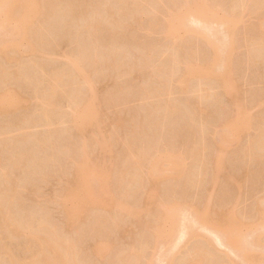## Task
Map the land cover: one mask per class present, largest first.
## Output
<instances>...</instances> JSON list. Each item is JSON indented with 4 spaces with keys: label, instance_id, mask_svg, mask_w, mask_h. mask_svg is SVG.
Wrapping results in <instances>:
<instances>
[{
    "label": "rangeland",
    "instance_id": "obj_1",
    "mask_svg": "<svg viewBox=\"0 0 264 264\" xmlns=\"http://www.w3.org/2000/svg\"><path fill=\"white\" fill-rule=\"evenodd\" d=\"M16 1L14 3V0H0V11H4L6 16L8 15L5 11L10 12L7 19L4 15L1 16L0 12V66L8 69L7 78L2 81L0 78V84L4 85H0V179L4 180H0V201L5 200V206L1 207L0 211L2 216V208L6 207L7 212L11 211L8 215L15 217L12 220L11 216L3 215L12 218L7 220L6 224L9 226L6 225V229L2 227V220L7 222L6 218L2 219L0 216V264H11L12 260L15 261L19 257H24L19 258V261L23 259L21 262H29L28 264H32L31 261L42 262V258L48 262L45 264H50L48 260L54 264L57 259L61 260L62 264L63 260L65 264H264V41H260L261 37V40H264V0H132L135 4L131 6L125 5L123 0H117L119 7L124 2L123 7H128L124 8L126 11L134 10L133 15H129L130 12L126 14L124 9L112 4L117 3L115 0H95L102 5L107 4V7L101 5L104 8L101 14L112 7L110 3L115 7H112L114 10L110 9L113 10L112 13L120 9L119 14L115 13L117 16L109 11L113 17L106 12V16L109 13V16L115 17L113 20L109 16L107 19L105 15L99 14L102 11L100 8L95 12L98 4L94 5V0H90L93 3H89V8H95L94 15L100 11L97 16L103 23L96 19L97 16L91 19L92 8L87 7L88 3L87 6L83 3V7L91 11V14L88 12L90 17L87 15L88 22L94 19L95 23L98 21L95 25L99 29H95L94 24H91L96 31L91 30L92 27L88 25L90 22L85 24L87 10L76 12V9L83 8L81 3L85 0H77L81 2L75 1L76 4L71 1L75 5H81L78 7L73 4L76 8L75 14L70 9L74 7L72 3L69 4L70 1L67 4L65 0H29L34 2L31 4L36 5V12L32 8L33 5L30 7L32 10H27L25 4L23 7L26 9L22 7V1L25 0H19L18 5ZM53 5L54 8H59L54 9ZM61 5L65 7L61 9ZM132 6L135 9L129 8ZM199 7H202L203 12L198 10ZM65 9L71 10L68 13L72 14L71 17L77 15L76 18L80 19H76L75 25L74 17L69 18L65 13L68 10L64 11ZM26 10L27 16L24 14ZM51 10L53 13L50 15L54 16L52 18L48 15ZM197 11L201 13L200 22L196 19L199 16L195 17L198 15ZM79 12L85 13V16H81ZM64 13L67 14L64 19L70 20L66 19L65 22L69 21L67 26L60 17L64 16ZM22 14L25 16L20 18V21L18 18ZM78 15L84 17V22ZM179 15L181 20H188L184 26L189 27L188 29L193 27L190 33H196V36H191L183 25L184 28L178 30V33L175 28H171L178 27L173 26V20L175 16L179 18ZM116 19H119V24L116 22L118 26H114ZM120 22L126 25L125 28H121L124 26ZM87 25L85 32L92 31L90 33L94 32L93 35L85 33L87 35L84 36ZM202 27L203 31L208 29L205 34L208 32L209 36H212V42L218 41L215 42L216 45L207 46L209 38L205 40L200 34L201 31H197L202 30ZM194 29L197 32L193 33ZM172 30H176V33ZM168 52L173 53L171 60H174L175 56L177 62L169 61ZM146 53H149L150 57H147L149 54ZM108 59L113 60L112 63L108 62ZM101 60L106 63L104 66L99 63ZM216 62L222 63V66L225 64L228 69L223 77L221 73L226 68L221 65L220 67ZM191 63L193 66L188 67ZM109 64L115 65L113 67ZM35 66L37 69L34 70ZM67 66L73 68L74 75L71 76L70 73V82V76L67 74L69 75L68 69L71 68ZM105 66L109 69L106 70ZM38 67L43 72L35 77L34 74L39 71ZM55 70H66L67 73H57ZM53 76L64 82H57L60 88L56 83H52L53 88L57 85V99L62 98L50 101L53 103L50 105L54 106V102H57L55 104L60 106L59 109L58 106L56 109L53 107L54 111L49 108L50 105H46L50 110L45 106L52 96L49 93L54 92L53 88L50 89L51 82L57 81L55 78L51 79ZM63 76L65 80H61L64 79ZM44 77H49L51 82L46 81ZM41 78L44 83L41 81L42 84H39ZM73 79L76 82H73ZM31 81L36 82L32 84ZM231 84V93H227L225 85ZM33 85L40 88H34ZM45 88L49 95L43 97ZM57 90L61 92L62 97L58 98L61 95ZM117 93H120V100L117 99ZM109 97L116 98L109 100ZM45 99L48 101L44 102ZM111 100L113 102H110ZM10 102L12 103L9 105ZM13 103L16 105H12ZM83 103L85 106L88 104V108L84 109ZM151 105H154V110L153 107L151 110L156 112L157 106L159 109L163 108L166 115L159 110L160 113L154 114L149 110ZM165 105H172L171 108L178 106V109L172 112L171 108L167 107L164 110ZM15 108L18 109L16 114ZM179 108H182L181 111ZM167 110L171 113H166ZM177 110L183 113L178 115ZM50 111L54 116L49 115V121V117L44 119V115ZM243 114L247 118L242 116ZM69 116H74L73 120L80 119V123L74 122ZM71 120L77 127L72 126ZM157 120L160 124L156 123ZM239 122L243 126H238ZM75 123H79V126ZM80 125L84 131L78 128ZM140 125L141 128H138ZM229 125L237 128H229ZM137 128L136 135L134 131ZM158 131L159 133H156ZM221 133L226 135L223 139L225 143L218 149L216 139L222 137ZM261 133L263 136H260ZM258 138L263 140L259 139L258 142ZM83 140H86L84 144ZM124 141H127L128 145L124 144ZM13 142L17 144L16 148ZM85 143H88L87 146ZM85 147L87 150H82ZM132 147L134 151L131 150ZM10 148H13V151H9ZM20 149L26 152L25 156ZM139 149L142 150V156L134 155V152L140 153ZM80 153L87 154H81V158ZM219 153L224 158L218 168L216 156ZM9 154L12 158H9ZM11 154L15 157L19 155L16 159L20 160V166L19 169L15 167L16 174L11 170L14 167L10 162L15 159ZM76 154L81 161L85 156L87 161H90L85 165L86 169L88 167L90 170L89 175L84 165L82 168H76L80 161L79 158H74ZM130 154L134 162H141L134 164ZM31 155L33 158L26 157ZM38 156H41V159ZM21 157H25L24 160L27 158V162ZM128 159H131L135 167L140 166L138 170L136 168V173L134 172V175L139 173L135 177L133 172L130 175L125 174L128 171L126 167H129L130 171L134 167L127 166ZM41 160L47 164L43 165V168L38 164ZM35 161L37 163H34ZM153 161H157L160 168L156 180L149 178V168ZM23 162L27 167L33 166L32 169L39 165L40 168L37 169L42 168L44 171L41 170L39 174L37 169H33V174L29 175L28 171H32L29 167H23ZM124 164L126 165L123 166ZM5 166L12 171L13 181H16L10 188V180L8 179L6 184L7 179L4 176L11 172L4 170ZM23 169L28 172L27 177ZM79 169L80 172L76 171ZM35 171L38 175L34 174ZM144 174H148V178ZM10 176L7 178H11ZM133 177V181L136 177L140 178L136 180L139 182L132 183L129 179ZM189 177L194 178L195 181L191 180L193 184L189 183ZM187 179L189 182H186ZM240 180L242 182L239 184ZM5 188H12L6 190L5 194L7 191L11 193L14 188V197L7 193V201L2 191ZM75 189L80 193L73 195ZM11 200L12 203L6 204ZM23 217H29L30 220ZM16 218L20 221L19 225L23 223L22 220L30 221L31 232L27 221L24 222L28 225L23 224L28 228L23 229L22 225L20 227L24 233L20 231ZM161 221V231L165 233L163 232L160 238L157 236L159 240L156 243L155 231L157 229L159 233L160 226L156 224ZM173 221L177 222L176 227ZM152 224L158 227L155 231ZM44 230L46 232L42 236ZM33 231L38 235L41 231L38 239L49 236L56 248L58 247L57 250L62 252L58 253L61 258L56 256L57 253H50V248L47 249L48 258L46 255L42 257L46 251L35 254L41 248H46L42 246L44 242L41 244L40 241H43V238L35 239ZM220 236L222 238H217ZM36 241L41 247H36ZM49 241L45 243L47 245L44 244L46 247L53 245V242ZM144 241H149L150 245ZM92 243L100 246L102 251L99 255L93 251ZM8 249L10 255L6 252ZM11 252L16 253L17 257H14L15 254L12 256ZM123 254L126 258H118Z\"/></svg>",
    "mask_w": 264,
    "mask_h": 264
},
{
    "label": "bare ground",
    "instance_id": "obj_2",
    "mask_svg": "<svg viewBox=\"0 0 264 264\" xmlns=\"http://www.w3.org/2000/svg\"><path fill=\"white\" fill-rule=\"evenodd\" d=\"M3 1H5V0H3ZM15 1H16V0H14V3H15ZM18 1H19V0L16 1V4H17V5H18V3H17ZM21 1H22V0H21ZM21 1H20L19 3H21ZM69 1H70V3H69ZM71 1H72V0H68V1L65 0V2H67V4H68V3H69V4L72 3V5H73V4L75 3V1H77V0H73L74 3L71 2ZM97 1H99V0H97ZM97 1L94 0V5H95V4H96V5L98 4V5L100 6V7H99L98 5L96 6V8H98V9L95 10V8L93 9V8L90 6V8H92L91 11H92V14H93V15H91V19H93V18H92L93 16H97L98 12H100V11H98L97 14L94 15V13H95L97 10H99V8L102 10V11L99 13V14H101V13H103V9H104L103 7H107V6H106L107 4H106V5L104 4L105 6L102 5V3H101L102 1H101V0H100V1H101L100 3H97ZM115 1H117V0H115ZM120 1H121V0H119V2H120ZM123 1L126 3L125 5H128V6H131L132 4H133V5L135 4V3H134L135 1H132V0H123ZM77 2L80 3L81 1H77ZM91 2L93 3V1H91ZM91 2H90V0H89V2H88L87 0H85V2L82 1L81 5H82V7L84 6V4H85V6H87L86 4L88 3V6H87V7L89 8V3H91ZM95 2H96V3H95ZM110 2H111V1H110ZM110 2H109V3H110ZM124 2L122 3V4H123L122 6L120 5L121 7H119V5H118V1H117V3H116V2H112V4H113V3H114V4H117V5H118L117 8H122V9H124V8L127 7V6H126V7H123V6H124ZM22 3H23L22 7H23L24 4H25V7L27 8V10L31 7V5H33L32 8H33L34 11H35L36 8H34V6L36 7V5H35V4H31V3H34L33 1L30 2L29 0H25L24 2L22 1ZM22 3H21V4H22ZM57 3H58V2H57ZM57 3L55 2V4H57ZM79 3H78V4H79ZM83 3H84V4H83ZM92 3H91L90 5H92ZM109 3H108V4H109ZM21 4H20V5H21ZM61 4H64V2H63V3L61 2ZM75 4H76V3H75ZM75 4H74V5H75ZM78 4H77V5H78ZM120 4H121V3H120ZM58 5H60V3H59ZM58 5H57V6H58ZM64 5H65V4H64ZM72 5H71V6H72ZM74 5H73V6H74ZM77 5H75V6H77ZM81 5H78V7H81ZM101 5H102L103 7H102ZM117 5H116V6H117ZM65 6H66V5H65ZM65 6L62 7V5H61L60 8L62 9V8H64ZM75 6L73 7L74 9H73L72 7L70 8L69 6H67V8L69 7L70 9H72V12L75 14V12H74V10L76 9ZM85 6H84V7H85ZM110 6L113 7V5H111V3H110ZM110 6H109V7H110ZM190 6H191V5H189V7H190ZM192 6H193V5H192ZM195 6H196V5H194V7H195ZM84 7H83L82 9H81V8H80V9H76L77 11H76V10H75V11L78 12V10H81V11L85 12L84 10H87V12H86V13H87L86 16H85V13H84V14L82 13V14L85 16V18H87V17L89 16V13H90L91 11L89 10L90 8L87 9V7H86V9H85ZM93 7H94V6H93ZM112 7L109 8V10H107V9H108V8H107L106 11H104L105 13H104V14H101V15L104 16V15L106 14V12H109V11H110V9H113V8L115 9V7H113V8H112ZM135 7H136V6H135ZM197 7H198V6H197ZM23 8H24V7H23ZM26 8H24V9H26ZM32 8H30V9L32 10ZM53 8H54V5H53ZM55 8L57 9V8H59V7H55ZM55 8H54V9H55ZM102 8H103V9H102ZM129 8H130V9L132 8L131 10L135 9V8H133V6H132V7H129ZM190 8H191V7H190ZM30 9H29V10H30ZM37 9H38V8H37ZM49 9H51V7H50ZM61 9H60V10H61ZM70 9H67L68 12H65V13H67V14L70 13V11H71ZM114 9H113V10H114ZM126 9H128V7H127ZM130 9H129V10H130ZM186 9H187V8H186ZM27 10H26L25 12L23 11L24 14H26V16H27ZM67 10L65 9L64 11H67ZM94 10H95V12H94ZM113 10H112V11H113ZM124 10H125V9H124ZM198 10H199V11H202V7H199ZM36 11H38V10H36ZM36 11H35V12H36ZM58 11H59V10H58ZM58 11H55V12H58ZM61 11H62V10H61ZM64 11H63V12H64ZM112 11H110V12L112 13ZM122 11H123V10H122ZM125 11H126V10H125ZM125 11H124V12H125ZM133 11H134V10H133ZM133 11H126L125 13L127 14L128 12H130L129 15H131ZM199 11H197V13H196V14H198V15H195V17H198V16H199V18H196L198 21H199V19H202V18L200 17V16H201V13L199 14ZM0 12H1V11H0ZM3 12H4V11H3ZM3 12H1V14H2L1 16L4 15L5 18H6V17H9L10 12L8 13V11H7V12L5 11V13H7L8 16H6V14H3ZM29 12H30V11H29ZM31 12H33V11H31ZM51 12L53 13L52 10H51L50 12L48 11V15H50ZM63 12H61V13H63ZM88 12H89V13H88ZM110 12H109V13H110ZM119 12H120V9H119V11H117V12L114 11L113 13H114V14H115V13H118V14H119ZM202 12H203V11H202ZM33 13H34V12H33ZM65 13H64V16H62V15L60 16L61 19H64V17L67 16V14L65 15ZM79 13L81 14V12H79ZM109 13H108L107 16L105 15L104 17H107V19H108ZM111 13H110V14H111ZM113 13H112V14H113ZM133 13H134V12H133ZM76 14H77V13H76ZM80 14H79V15H80ZM82 14H81V16H82ZM90 14H91V13H90ZM99 14H98V15H99ZM112 14H111V16H112ZM114 14H113V15H114ZM120 14H121V13H120ZM122 14H124V13H122ZM126 14H125L124 16H126ZM52 15H53V14L50 15L51 18L54 17V16H52ZM68 15H69V18H71V19H73V17H74L75 20H73V21H74L73 23H74V25H75L76 22H77L76 19H78V18H76L77 15H73V17H71L72 14H68ZM70 15H71V16H70ZM79 15H78V16H79ZM87 15H88V16H87ZM115 15H116V14H115ZM115 15H114V16H115ZM129 15H127V16H129ZM132 15H133V14H132ZM1 16H0V18H1ZM24 16H25V15L22 14L21 17L18 18V20H19L20 18H22V17L24 18ZM29 16H30V13H29L28 17H29ZM55 16H56V15H55ZM111 16H109V18H111V20H113L115 17L112 18L113 16H112V17H111ZM116 16H117V15H116ZM62 17H63V18H62ZM89 17H90V16H89ZM2 18H3V17H2ZM79 18H81V17L79 16ZM83 18H84V17H82L81 20H83V22H84L85 19H83ZM94 18H95V17H94ZM98 18H99V17L97 16L96 19L98 20ZM116 18H117V17H116ZM118 18H119V17H118ZM180 18H181V17H180V15H179V18L176 17V16L174 17V20H173L174 22L171 20V21L174 23L173 26H175V25L177 26V25H178L177 28L180 27V29H177L176 27H172V26H171L172 29L175 28V29L177 30V33H178V30H179V31L181 30V28H184V27H185V28H184L185 30H187V29L189 28V27L186 28V26H184V23H186L188 20H186V19L181 20ZM6 19H7V18H6ZM25 19H26V17H25ZM25 19H24V20H25ZM66 19H68V18H66ZM66 19H64V22L66 21ZM88 19H89V18H87V20H85V21H86L85 24L88 22ZM100 19H101V18H100ZM119 19H120V18H119ZM119 19H118V20H119ZM121 19H122V18H121ZM68 20H69V19H68ZM78 20H80V19H78ZM94 20H95V19H94ZM94 20H92L94 23H91L92 21L90 20V21H89L90 23L88 22V23H89L88 25H90V28L92 27L91 30L93 29V31H96L95 29H99V27H96L97 25H95V24H97V22L100 21V20H98L96 23H95L96 20H95V21H94ZM118 20L116 19V21L114 22V26L117 25V23L119 22ZM194 20H195V19H194ZM0 21H2V19H0ZM20 21H21V19H20ZM22 21H23V20H22ZM69 21H70V20H69ZM69 21H67V22L69 23ZM202 21H203V20H202ZM227 21H228V20H227ZM67 22H65L64 25L67 26V25H68ZM71 22H72V21H71ZM100 22L102 23V21H100ZM116 22H117V23H116ZM122 22H124V21L122 20ZM199 22H200V21H199ZM115 23H116V24H115ZM120 23H121V22H120ZM225 23H226V22H225ZM91 24H94V28H95V29L93 28V25H91ZM98 24H99V23H98ZM102 24H103V23H102ZM118 24H119V23H118ZM169 24H170V23H169ZM171 24H172V23H171ZM69 25H72V24H69ZM88 25H87V27H85V29H84V36H86L88 33L92 32V31H89L88 33L85 32V31H86V28H88ZM121 25L124 26V27H121V28H125V26H126V25H124V23H123V24L121 23ZM121 25H119V26H121ZM182 25H183L184 27H183ZM187 25L190 26V24H187ZM100 26H103V25H100ZM117 26H118V25H117ZM70 27H72V26H70ZM104 27H105V26H104ZM191 27H192V26H191ZM191 27H190V28H191ZM90 28H89V30H90ZM105 28H106V27H105ZM118 28H120V27H118ZM192 28H193V27H192ZM192 28H191V29H188L189 31L187 30V32H189V33H190V31L192 32V30H193ZM206 29H207V28H205V30L203 31V27H202V30H197V31H199V32L201 31L200 34H201V36H202L203 38L205 37V38H204L205 40H207V39L209 38V39H208V40H209V43H208L209 45H207V46H210V45L214 46V44L216 45L215 42H218V41H213V42H212V41L210 40V37H211V39H213L212 36H209L208 32H206V34H205ZM44 30H45V29H44ZM48 30H49V29H48ZM100 30H101V28H100ZM176 30H172L173 33H174ZM182 30H183V29H182ZM207 30H208V29H207ZM170 31H171V30H170ZM197 31L194 29L193 33H194V32H197ZM202 31H203V32H202ZM210 31H211V30H210ZM79 32H80V31H79ZM98 32H99V30H98ZM199 32H198L197 34H199ZM41 33H42V32H41ZM43 33H44V31H43ZM45 33H46V32H45ZM81 33L83 34L82 31H81ZM85 33H87V34L85 35ZM93 33H94V32H93ZM93 33H92V34L90 33V34L93 35ZM175 33H176V32H175ZM210 33H211V32H210ZM212 33L214 34V32H212ZM36 34H37V33H36ZM90 34H89V35H90ZM190 34H192V33H190ZM200 34H199V35H200ZM207 34H208L209 37L206 36ZM43 35H44V34H43ZM77 35H80V34H77ZM96 35H97V32H96ZM193 35L196 36V33L192 34L191 36H193ZM210 35H211V34H210ZM90 37H91V36H90ZM87 38H88V36H87ZM87 38L85 37V40L88 41ZM92 38H93V37H91V39H92ZM203 38H202V39H203ZM206 38H207V39H206ZM222 38H223V37H222ZM222 38H220V40H222ZM261 39H262V37L260 38V41H264V40H261ZM93 40H95V34H94V38H93ZM205 40H204V41H205ZM119 41H120V40H119ZM204 41H203V42H204ZM205 42H207V41H205ZM205 42H204V43H205ZM119 43H120V42H119ZM263 43H264V42H263ZM261 44H262V42H261ZM212 46H211V47H212ZM176 52H177V51H175V54H177ZM168 53H169V52H168ZM146 54H147V53H146ZM148 54H149V53H148ZM148 54H147V55H148ZM164 54H165V52H164ZM164 54H163V55H164ZM169 54H170V53H169ZM169 54H167L166 56H168ZM172 54H173V53H172ZM172 54L169 55L170 57L168 56V57H169L168 59H170L169 61H173V62L176 61V62H177V60H176L177 58L175 59V56H174V55H173V56H174V60H175V61H174V60H171V58L173 59V57H171ZM79 55H80V54H79ZM82 55L84 56V58H86V56H85L84 54H81V56H82ZM178 55H179V54H178ZM143 56H145V55H143ZM143 56H142V57H143ZM176 56H177V55H176ZM112 57H113V56H112ZM147 57H150V54H149ZM163 57H165V55H164ZM79 58H80V57H79ZM88 58H89V57H88ZM113 59H115V58L113 57ZM143 59H145V58L143 57ZM162 59H163V58H161L160 60H162ZM168 59H167V60H168ZM80 60H82V59H80ZM88 60H89V59H88ZM88 60H87V61H88ZM104 60L106 61V59H104ZM104 60H103V61H104ZM85 61H86V60H85ZM90 61H91V60H89V62H90ZM99 61H100V60H99ZM105 61H104V63H102V60H101V62H99V63L103 65V64H106ZM107 61L112 63L113 60L110 61V60L108 59ZM142 61L144 62V60H142ZM145 61H147V59H145ZM162 61H163V60H162ZM162 61H161V62H162ZM169 61H168V62H169ZM76 62H77V60H76ZM83 62H84V61H83ZM108 62H107V63H108ZM114 62H115V61H114ZM147 62H148V61H147ZM161 62H159V64H160ZM168 62H166V63H168ZM35 63H36V62H35ZM84 63H85V62H84ZM90 63H91V62H90ZM111 63H110V64H111ZM116 63H117V60H116ZM148 63H149V62H148ZM164 63H165V62H164ZM164 63H163V66H164ZM2 64H3V63H2ZM33 64H34V63H33ZM97 64H98V61H97ZM100 64H99V65H100ZM110 64H109V66H113V65H115V64H112V65H110ZM143 64H146V63H143ZM216 64L219 65V66H220V65L222 66V63H218V62H216ZM34 65H35V64H34ZM34 65H33V66H34ZM36 65H38V64L36 63ZM74 65H75V64H74ZM87 65H88V63H87ZM90 65H93V64H90ZM99 65H98V66H99ZM107 65H108V64H107ZM117 65H118V63H117ZM169 65H170V63H169ZM172 65H174V63H172ZM5 66H6V65H5ZM30 66H31V65H30ZM30 66H29V68H30ZM103 66H104V65H103ZM161 66H162V65H161ZM189 66H193L192 63H191V65L188 64V67H189ZM221 66H220V67H221ZM3 67H4L3 65L0 66V78H2L1 81L6 77V75H7V71H8V69L5 70V68H3ZM6 67H8V66H6ZM35 67H36V68H35ZM35 67H34V70L37 69V66H35ZM39 67H41V66L39 65ZM39 67H38V70L40 69ZM67 67H68V66H67ZM100 67H101V65H100ZM107 67H108V66H105L104 68H105L106 70H108L109 68H107ZM113 67H114V66H113ZM115 67L118 68L117 66H115ZM141 67H143V66H141ZM169 67H170V66H169ZM171 67H173V66H171ZM222 67L226 68V65L223 64ZM20 68H21V67H20ZM25 68H26V66H25ZM68 68H71V66L68 67ZM190 68H191V67H190ZM27 69H28V68H27ZM27 69H26V70H27ZM65 69H66V68H65ZM72 69H73V68L68 69V70H69V71H68V72H69V75L67 74L68 77L70 76V73H71V76L74 75V74H72V73H73ZM101 69L103 70V67H101ZM112 69H114V68H112ZM139 69H140V67H139ZM192 69L195 70V68H193V67H192ZM23 70H24V67H23ZM34 70H33V71H34ZM41 70H42V69H41ZM60 70H62V69H60ZM70 70H71L72 72H70ZM227 70H228V69L226 68V70L223 71V73H221V77H223L224 73H227ZM24 71H25V70H24ZM64 71L67 73L66 70H64ZM191 71H192V70H191ZM200 71H202V67H201V70H200ZM30 72H31V71H30ZM37 72H39V73H37ZM37 72H36L37 74H36V73H35V74L33 73L34 76L36 75L35 77L39 76L40 72H43V70H42V71L39 70V71H37ZM44 72H45V71H44ZM55 72H57V73H65V72H63V71H59V70H58V71L55 70ZM19 73H20V70H19ZM23 73H24V72H23ZM25 73H27V72L25 71ZM25 73H24V74H25ZM28 73H29V72H28ZM52 73H53V72H52ZM66 73H65V74H66ZM74 73H75V72H74ZM8 74H11V73L8 72ZM20 74H22V73H20ZM45 74H46V73H45ZM29 75H30V74H28V77H30ZM48 75H49V74H48ZM48 75H46V76H48ZM54 75H55V74H54ZM60 75H61V74H60ZM63 75H64V74H63ZM7 76H8V75H7ZM26 76H27V75H26ZM34 76H32V77L35 79ZM41 76H43L42 73H41ZM55 76H56V75H55ZM55 76H53L51 79L55 78ZM61 76H62V75H61ZM65 76H66V75H65ZM71 76L69 77L70 80H69L68 82L71 81V79H72ZM76 76H77V75H76ZM28 77H27V78H28ZM49 77H50V76H49ZM49 77H48V79H49ZM68 77H66V79H69ZM6 78H7V77H6ZM8 78H10V77H8ZM38 78H39V77H38ZM56 78H57V76H56ZM56 78H55V79H56ZM61 78H62V77H61ZM63 78H64V79H61V80H65V77H64V76H63ZM74 78H75V77H74ZM77 78H78V76H77ZM20 79H21V78H20ZM34 79H33V81H34ZM41 79H42V78H41ZM41 79H40L39 84L41 83V81H43V83H44V80H43V79L41 80ZM44 79H46V78L44 77ZM48 79H46V81H49ZM59 79H60V78H59ZM59 79H58V80L56 79V80H57L56 82H51V80H50L49 82H51V85H52V83H56V84H57V82H58V84L64 83V82H60ZM21 80H22V79H21ZM24 80H26V79H24ZM29 80H31V79H29ZM35 80H36V79H35ZM73 80H74V79H73ZM36 81H37V80H36ZM36 81H35V82H36ZM46 81H45V82H46ZM52 81H53V80H52ZM54 81H55V80H54ZM35 82H32V81H31L32 84H34ZM59 82H60V83H59ZM73 82H76V81L74 80ZM73 82H72V84H73ZM47 83H48V82H47ZM4 84H5V83H4ZM41 84H42V83H41ZM49 84H50V83H49ZM58 84H57V85H58ZM68 84H69V83H68ZM68 84H66V85H68ZM70 84H71V83H70ZM74 84H75V83H74ZM0 85H1V84H0ZM36 85H37V83H36ZM51 85H50V87H51L50 89H51V90L54 89V90H53L54 92L51 91V90H49V92H53V93H52V94L49 93L50 95H52L51 97H49L50 99L47 98L49 101L46 100V99L44 100V102H45V101H46V102H47V101L49 102V103L47 102V104L45 103V106H46V105L48 106V105H50V104H53L52 102L50 103V101H52V100H54V101H58V100H61V99H62V98H61V99H57V96L59 95V94L57 95V92H56V86H57V85H55L54 88H53L54 85H52V86H51ZM2 86H4V85H1V87H2ZM41 86L43 87L44 85H41ZM59 86H60V85H58L57 87H59ZM61 86H62V85H61ZM64 86H65V85H64ZM64 86H63V88H64ZM72 86H73V85H72ZM33 87L36 88V87H38V86L35 87V85H33ZM44 87H46V83H45V86H44ZM66 87H68V86H66ZM69 87H70V85H69ZM74 87H75V86H74ZM225 87H226V90L228 91L227 93H231L232 84H231L230 86L225 85ZM38 88H40V87H38ZM48 88H49V87H48ZM52 88H53V89H52ZM59 88H60V87H59ZM63 88H62V89H63ZM45 89H46V88H45ZM159 89H162V88H159ZM159 89H158V90H159ZM59 90H60V89H59ZM59 90H57V91H59ZM63 90H64V89H63ZM69 90H70V88H69ZM43 91L45 92V91H47V89H46V90H43ZM65 91H66V89H65ZM44 92H43V93H44ZM59 92H60V91H59ZM59 92H58V93H59ZM67 92H68V90H67ZM70 93H71V92H70ZM147 93H148V92H147ZM147 93H146V94H147ZM44 94H45V96H44ZM44 94H43V97H46L47 95H49V94H47L46 92H45ZM46 94H47V95H46ZM73 94H74V93H73ZM119 94H120V93H117V96H118V97L116 96L118 100H120V99H119V98H120ZM60 95H61V96H59L58 98L62 97L61 92H60ZM115 95H116V94H115ZM115 95H114V96H115ZM71 96H73V95H71ZM116 97H115V98H116ZM111 98H112V97H111ZM111 98L109 97V100H110ZM115 98H114V99H115ZM13 99H14V98H13ZM56 99H57V100H56ZM73 99H74V97H73ZM75 99H76V98H75ZM77 99H78V98H77ZM112 99H113V98H112ZM114 99H113V100H114ZM11 100H12V99H11ZM70 100H71V98H70ZM78 100H79V99H78ZM78 100H77V102H78ZM87 100H88V99H87ZM13 101H14V100H13ZM54 101H53V102H54ZM71 101H72V100H71ZM85 101H86V100H85ZM166 101H167V100H166ZM59 102H60V101H59ZM59 102H58V103H59ZM73 102H74V101H73ZM75 102H76V101H75ZM81 102H82V101H81ZM86 102H88V101H86ZM86 102H85V103H86ZM110 102H113V101L111 100ZM11 103H12V102H10L9 105H10ZM55 103H57V102H54V106H53V105H50L51 107H49L50 109H52V111H54V110L56 109V107L58 106V104L56 105ZM85 103H83L84 106H85ZM167 103L170 104L169 102H167ZM14 104L16 105V103H13L12 105H14ZM90 104H91V102H90ZM165 104H166V103H165ZM168 104H167V105H168ZM55 105H56V106H55ZM154 105H158V106H160L159 104H154ZM154 105H151V106H150V109H149V108H148V109H149L150 111H153V110H154V107H153ZM163 105H164V104H163ZM172 105H173V104H172ZM172 105H171V106H170V105H169V106H166V105H165L164 110H166L167 107H170V108H171ZM174 105H175V104H174ZM47 106H46V107H47ZM176 106H177V105H176ZM53 107L55 108L54 110H53ZM59 107H60V106H58L57 108L59 109ZM78 107H79V106H78ZM81 107H82V106H81ZM81 107H80V108H81ZM86 107L88 108V104L85 106V108H84V107H83V108L86 109ZM152 107H153V110H151ZM177 107H178V106H177ZM177 107H176V108H177ZM16 108H17V107H16ZM16 108H15V110H16L17 112L15 111L14 114L18 113V109H16ZM18 108H19V106H18ZM47 108H48V107H47ZM49 108H48V110H50ZM80 108H79V109H80ZM161 108H162V107H161ZM176 108H171L172 112H173ZM20 109H21V108H20ZM81 109H82V108H81ZM81 109H80V110H81ZM162 109H163V108H162ZM162 109H159V108H157V106H155V111L157 110L156 112H158V113H160L161 111H162V113H163V110H162ZM177 109H178V108H177ZM181 109H182V108H179L180 111H181ZM2 110H3V108H2ZM158 110H159L160 112H159ZM168 110H169V109H168ZM168 110H167L166 113H169ZM4 111H5V110H4ZM13 111H14V109H13ZM44 111H45V108H44V110H43V113H44ZM60 111H61V110H60ZM81 111H83V109H82ZM177 111H178V110H177ZM200 111H201V113H202L203 109H201ZM200 111H199V114H200ZM205 111H206V109L204 110V113H206ZM0 112H1V111H0ZM79 112H80V111H78V113H79ZM156 112L153 111L154 114H155ZM2 113H3V112H2ZM5 113H6V111H5ZM10 113H11V112H10ZM45 113H46V112H45ZM59 113H60V112H59ZM59 113H58V117H59ZM78 113H77V114H78ZM149 113H151V112H149ZM149 113H148V114H149ZM162 113H161V114H162ZM164 113H165V111H164ZM164 113H163V115H166V114H164ZM170 113H171V112H170ZM170 113H169V114H170ZM179 113L182 114L183 112H179V111H178V115H180ZM243 113H244V112H243ZM46 114H48V113H46ZM46 114H45V115L43 114L44 116H46L44 119H47V117H49V121H50V116H51V117H52V115L54 116V113H52L51 111L49 112L48 115H46ZM75 114H76V112L74 113V115H75ZM49 115H50V116H49ZM56 115H57V113H56ZM72 115H73V114H72ZM150 115H151V114H150ZM171 115H172V114H171ZM174 115H175V114H174ZM201 115H202V114H201ZM244 115H245V114H243L242 116H244ZM168 116H169V115H168ZM172 116H173V115H172ZM172 116H171V117H172ZM175 116H177V115H175ZM66 117H67V116H66ZM66 117H65V119H66ZM69 117L71 118V116H69ZM73 117H74V116H73ZM73 117L71 118L72 120H73ZM164 117H165V116H164ZM169 117H170V116H169ZM244 117H246V115H245ZM74 118H75V117H74ZM76 118H78V117L76 116ZM165 118H168V117H165ZM246 118H247V117H246ZM246 118H245V119L243 118V119L246 120ZM51 120H52V119H51ZM53 120H54V119H53ZM69 120H70V119H69ZM72 120H71V122H73V121L75 122V121H76V122H79V123H80V121H79L80 119H79L78 121H77V120H73V121H72ZM47 122H48V120H47ZM74 122L71 123V124H73L72 126H75V125H74ZM83 122H84V121H83ZM83 122H82V123H83ZM85 122H86V121H85ZM85 122H84V123H85ZM241 122H242V121H241ZM52 123H53V122H52ZM54 123H55V122H54ZM79 123H78V124H79ZM156 123H158V120L156 121ZM244 123H245V122H244ZM75 124H77V123H75ZM78 124H77V125H78ZM140 124H141V123H140ZM158 124H160V122H159ZM158 124H154V126H156V125H158ZM141 125H142V124H141ZM141 125H140L138 128H141ZM161 125H162V124H161ZM161 125H160V126H161ZM78 126H79V125H78ZM238 126H243V124L239 122V123H238ZM75 127H77V126H75ZM78 128H82L81 125H80V127H78ZM138 128H137V130H135V131L132 130V131H134V133H136V135H137V132H138ZM229 128H232V127L229 125ZM234 128L236 129L237 127H234ZM234 128H232V129H234ZM72 129H74V128L72 127ZM75 129H76V128H75ZM82 129H83V131H84V128H82ZM134 129H135V128H134ZM143 129H144V128H143ZM157 129H161V128H157ZM70 130H71V129H70ZM70 130L68 131L69 134H70ZM71 132H72V134L75 135V132L73 133V130H72ZM76 132H78V130H77ZM140 132H141V131L139 130V133H140ZM142 132H143V130H142ZM79 133H80V132H79ZM132 133H133V132H132ZM132 133H131V135H132ZM134 133H133V134H134ZM156 133H159V131L156 132ZM216 133H217V132H216ZM216 133H215V135H216ZM218 133H220V132H218ZM81 134H82V133H81ZM145 134H146V132H144V135H145ZM222 134H223V135H222ZM77 135H78V134H77ZM141 135H142V134H141ZM220 135L222 136V137L220 138V136L218 135L220 139L216 137V138H217L216 140H217V144H218V145H217V144H215V145H217V146L219 147L218 149L222 148V147L224 146L223 143H225V142L223 141V139H224V137H225L226 135H225L224 133H221ZM224 135H225V136H224ZM49 136H50V135H49ZM71 136H72V135H71ZM132 136H133V135H132ZM132 136H130V137H132ZM134 136H135V134H134ZM134 136H133V137H134ZM260 136H263L262 133H261ZM260 136H258V137H260ZM33 137H34V136H33ZM35 137H36V135H35ZM37 137H38V135H37ZM39 137H40V136H39ZM39 137H38V138H39ZM41 138H43V137H41ZM41 138H40V139H41ZM262 138H263V137H262ZM21 139H23V138H21ZM26 139H27V138H26ZM34 139H35V138H34ZM40 139H39V140H40ZM122 139H125V138H122ZM128 139L130 140L131 138L128 137ZM128 139H127V140H128ZM133 139H134V138H132V140H133ZM218 139H219V140H218ZM225 139H227V137H226ZM259 139H260L261 141L263 140V139H261V138H258V139H257L258 142H259ZM41 140H42V139H41ZM43 140H44V138H43ZM216 140H215V141H216ZM18 141H19V139H18ZM33 141H34V140H33ZM85 141H86V140H85ZM85 141L83 140V143H82V142H81V143L84 144ZM126 142H127V141H126ZM126 142L124 141L123 143L125 144ZM34 143H35V141H34ZM58 143H59V142H58ZM58 143H57V144H58ZM130 143H132V142H130ZM6 144H7V143H6ZM8 144H9V143H8ZM13 144H15V142H13ZM66 144H67V143H66ZM66 144H65V145H66ZM87 144H88V143H85L86 146H87ZM4 145H5V144H4ZM11 145H12V143H11ZM15 145H16V146H15V148H16V147H17V144H15ZM65 145H64V146H65ZM79 145H80V143H79ZM126 145H128V144L126 143ZM130 145H131V144H130ZM8 146H9V145H8ZM8 146H7V147H8ZM13 146H14V145H13ZM53 146H54V145H53ZM64 146H63V147H64ZM80 146H81V145H80ZM217 146H216V147H217ZM5 147H6V146H5ZM57 147H58V146H57ZM57 147H56V148H57ZM65 147H66V146H65ZM195 147H197V146H195ZM195 147H194V149H196ZM3 148H4V147H3ZM18 148H19V147H18ZM18 148H17V149H18ZM56 148H55V149H56ZM12 149H13V148H12ZM12 149L10 148L9 151H11ZM80 149H81V148H80ZM141 149H142V148H141ZM253 149H255V148L253 147ZM253 149H252V151H253ZM7 150H8V149H7ZM7 150H5V152H6ZM14 150H16V149H14ZM66 150L68 151L67 147H66ZM77 150H78V148H77ZM82 150H87V148H86V147H85V148H82ZM131 150L134 151V150H133V147H132ZM135 150H136V149H135ZM139 150H140V149H139ZM146 150H147V149H146ZM12 151H13V150H12ZM16 151H17V150H16ZM20 151H21V153L24 152V151H22L21 149H20ZM20 151H18V152L20 153ZM78 151H81V150H78ZM137 151H138V150H137ZM141 151H142V150L139 151L140 153H138V152H137V153H135V152L133 153V152H132V153H133L134 155H137V154H140V155H141V154H142ZM3 152H4V151H3ZM83 152H85V151H83ZM146 152H147V151H146ZM253 152H254V151H253ZM12 153H13V152H12ZM21 153H20V155H21ZM87 153H88V152H87ZM87 153H80V156H81V154H87ZM130 153H131V151H130ZM132 153H131V154H132ZM5 154H8V153H5ZM14 154H15V152H14ZM25 154H26V152H24L22 155L25 156ZM78 154H79V152H78ZM131 154H130V156H131ZM133 154H132V155H133ZM143 154H145V150H143ZM147 154H148V153H147ZM134 155H133V157H134ZM4 156H5V155H4ZM8 156H9V158H12V157H10V154H9ZM11 156H13V155L11 154ZM17 156L19 157V155H17ZM17 156H16V157L13 156V157H15L14 160H11V159H10V160H11L10 163H11V165L14 167V169H15V167H16V168L18 167V169H19V166H20V165H19V163H20L19 161H20V160H19V159H16ZM31 156H32V155H31ZM31 156H26V157H29L28 159L33 158V156H32V157H31ZM127 156H128V155H127ZM130 156H129V158H130ZM137 156H138V155H137ZM141 156H142V155H141ZM6 157H7V156H6ZM76 157H77V154L74 156V158H76ZM133 157L131 156V159H132ZM143 157H144V156H143ZM9 158H7V159H9ZM21 158H22V157H21ZM21 158H20V159H21ZM38 158L41 159V156H38ZM77 158H79V160H80V159L82 158V156H81V158H80L79 156H78ZM88 158H89V157H88ZM223 158H224V157L222 156V154H220V153H219V155L217 154V156H216V165H217V166H216V167L219 168L220 163H221V161L223 160ZM22 159H23V158H22ZM24 159H25V157H24ZM24 159H23V160H24ZM131 159H128V160H127V162H129V164L127 163V166H128V165H131V167H133V166H134L133 163L137 165L138 163L141 162L140 160H137V161H140V162L137 163L136 160H135V162H134V158H133L132 160H131ZM142 159H143V158H142ZM10 160H9V161H10ZM23 160H21V161H23ZM26 160H27V158H26ZM26 160H24V161L27 162ZM32 160H33V159H32ZM42 160H43V159H42ZM42 160H41V161H42ZM79 160H78V161H79ZM130 160L133 161V163H132ZM153 160H154V159H153ZM5 161H6V164H5V165H7V164H8V163H7V160H5ZM33 161H34V160H33ZM37 161H38V160H37ZM37 161H35L34 163H37ZM75 161H76V160H75ZM88 161H89V160H88ZM88 161H87V157L85 156V157L82 159V161H81V160L79 161L78 166H77V164H76L77 167H76V166H74V167H76V168L78 169V167L80 166V167L82 168V165H84V166H85V165H88L87 163L90 162V161H89V162H88ZM25 162H23V165H22L23 167H24V166L27 167L26 165H24ZM125 162H126V160H125ZM125 162H124V163H125ZM39 163H40V164H39ZM44 163H45V162H43V161H42V162H38V164L41 165L42 168H43V165H45V166L47 165L46 163H45V164H44ZM28 164H29V160H28ZM30 164H31V162H30ZM31 165H32V164H31ZM34 165H37V164H34ZM39 165H38V167H39ZM74 165H75V162H74ZM125 165H126V164H124L123 166H125ZM157 165H158V164H157V161H153V162L151 163L150 168H149V169H150V170H149V178L151 177V178H154L155 180L158 178V177H156V175L159 174L158 172H160V170H159L160 168H159ZM12 166H11V168H12ZM28 167H29V165H28ZM28 167H27V168H28ZM30 167H31V166H30ZM30 167H29V169H31V171H32L33 169L36 170V169L38 168L37 166L34 167L33 169H32L33 166H32L31 168H30ZM74 167H73V171H75V170H74V169H75ZM131 167H130V168H131ZM4 168H5L4 170H6V171L9 169V167L7 168V166H5ZM39 168H40V167H39ZM42 168H41V169H37V171L39 172V174H40V172L44 171V170H42ZM45 168H46V167H45ZM124 168H125V167H124ZM126 168H128L127 170L130 171V170H129V167H126ZM134 168H135V169H134ZM136 168H137V170H138V168H140V166H139V167H137V166L135 167V166H134V167L132 168V171H130V173H128V171H126V169H125V171L127 172V173H125V174H126V175H130V174L133 172L132 175H134V172L136 173ZM157 168H158V169H157ZM14 169L12 168L11 170L14 172V171H16V169H15V170H14ZM25 169H26V168H25ZM25 169H23V170L26 172V176H25V172H24V176H25V177L28 176V175H27L28 172H29V175H30L31 173L33 174V172H34V171L30 172V170L27 172ZM84 169H85L86 171L88 170L87 173H88V175H89L90 170L88 169V167H87V169H86V166H85ZM84 169H83V170H84ZM27 170H28V169H27ZM39 170H40V171H39ZM41 170H42V171H41ZM6 171H5V173H6ZM8 171H10V170H8ZM8 171H7V172H8ZM12 171H10L11 174L8 172V173L6 174V176H4L5 173H4V175H3L4 178L7 179V180L5 181L6 184H7V181L10 180V182H9V183H10V184H9L10 186L8 185L9 188L11 187V185L13 184V182H14V183L16 182V181H13L14 179H13V175H12L13 173H12ZM73 171H72V172H73ZM76 171H79V172H80V169H79V170H76ZM19 172H20V170H19ZM35 172H36V171H35ZM38 172H36V173H34V174H37ZM72 172H71V173H72ZM138 172H139V171H138ZM91 173H92V172H91ZM157 173H158V174H157ZM8 174H9V175H8ZM14 174H16V173L14 172ZM72 174H74V173H72ZM138 174H139V173L135 174L134 177H135L136 175H138ZM1 175H2V174H1ZM10 175H11V176H10ZM37 175H38V174H37ZM140 175H141V174H140ZM144 175H145L146 178H148V176H147L148 174H144ZM7 176H10L11 178H9V177L7 178ZM141 176H143V174H142ZM141 176H140V177H141ZM131 177H132V176H131ZM134 177L129 179L130 181H132V183H134V182L138 179V177H136V180L133 181ZM155 177H156V178H155ZM124 178H125V177H124ZM151 178H150V180H151ZM8 179H9V180H8ZM131 179H132V180H131ZM139 179H140V178H139ZM139 179H138V180H139ZM189 179H190V181H191V180H192V181H195L193 177H192V179L189 177ZM240 179H241V178H240ZM0 180H2V178H1ZM15 180H17V179H15ZM125 180H126V179H124L123 181H125ZM237 180H239V179H237ZM3 181H4V180H2V182H3ZM140 181H141V180H140ZM192 181L189 182L188 179L186 180V182H189V183L193 184ZM136 182H139V181H136ZM241 182H242V181L240 180L239 184H240ZM0 183H1V181H0ZM126 183H127V180H126ZM126 183H125V184H126ZM1 184H2V183H1ZM1 184H0V185H1ZM239 184H238V185H239ZM238 185H237V186H238ZM14 186H15V184H14ZM12 187H13V186H12ZM16 187H17V185H16ZM239 187L241 188V185H239ZM239 187H238V188H239ZM6 188H7V187H6ZM6 188L3 189L2 191H4L3 194L5 195V198H6V201H7V196H9V195H7V193H8V191L11 190L12 188H11V189L8 188L9 190L6 189ZM6 190H8V191H7V193L5 194V191H6ZM13 190H14V188H13ZM13 190H12V192H14ZM77 190H78V189L73 190V191L75 192L73 195H76V194L79 192V191H77ZM12 192H11V193H8V194H10L12 197H14V196L12 195ZM79 193H80V192H79ZM14 194H15V193H14ZM6 195H7V196H6ZM0 196H1V195H0ZM12 197H11V198H12ZM15 197H16V194H15ZM148 197H150V196L148 195ZM0 198H1V197H0ZM9 198H10V197H9ZM12 199H13V198H12ZM147 199H148V198H147ZM147 199H146V201H148ZM2 200H4V199H2ZM9 200H10V199H9ZM149 200H150V199H149ZM0 202H1V204H0V209H1V207H4V206H5V204L3 203V202H5V200H4L3 202H2V201H0ZM144 202H145V201H144ZM7 203H12V200L6 202V204H7ZM146 203H147V202H146ZM2 205H3V206H2ZM3 209H4V210H3ZM174 209H175V208H174ZM2 210L4 211L3 215H5V214L8 215V214H9L8 212H11V211H8V212H7V211H6V207H5V208H2ZM10 210H11V208H10ZM1 212H2V211H0V216H1V214H2ZM217 213H218V211H217ZM219 213H220V212H219ZM219 213H218V214H219ZM3 215H2L1 217H2V219L6 218L5 221H7V220L9 221V220L12 219V218H13L12 220H14V218H15V217H13V215H11V214L8 215V216H11V217H12V218H10V219H9V217H8L7 215H6L7 217H6V216L3 217ZM1 217H0V222H1L0 224L2 225V221H3L4 226H2V227H5L6 225H8V224H6V223H8V221H7V222H4V220H2ZM26 218H27V217H23V219H26ZM163 218L165 219L166 216L163 217ZM163 218H162V219H163ZM16 219H17V222H18V218H16ZM16 219H15V221H16ZM19 219H20V218H19ZM27 219L30 220L29 217H28ZM114 219H115V217H113V220H114ZM1 220H2V221H1ZM28 220H24V221H27V222H28V224H29V228H30V221H28ZM15 221H13V222H15ZM24 221L22 220V222H23L24 224H25V223L27 224V222H24ZM213 221L215 222L214 218H213ZM213 221H212V222H213ZM19 222H20V221H19ZM19 222L17 223L18 225H19ZM22 222H21V223H22ZM70 222H71V221H70ZM214 222H213V224H214ZM23 223H22L21 225H19V228H18V229H20V231H22V232H23V229L26 227V226H25L26 224L24 225ZM173 223L175 224L174 227H176V225H177L176 223H177V222L175 223V222L173 221ZM173 223H172V224H173ZM11 224H13V223L11 222ZM15 224H16V223H15ZM28 224H27V225H28ZM22 225H24V227H23ZM152 225H153V224H152ZM152 225H151V226H152ZM156 225H158V226L160 225L159 228H158L157 226L155 227V225H153V231H155V230H154L155 228H158V230H159V233L157 232V229H156V231H155L156 233L154 232L155 235H156V237H154V240H155V242L157 243V241L159 240V238L163 236L162 233H163V232L165 233V231H163V232L161 231V230H162V227H163V225H162V221L160 222V224L158 223V224H156ZM8 226H9V225H8ZM20 226H22V228H23L22 230H21V227H20ZM151 226H150V227H151ZM6 227H7V226H6ZM6 227H5V228H6ZM5 228H4V230H5ZM27 228H28V226H27L25 229H27ZM6 229H7V228H6ZM20 231L17 230V233L20 234ZM28 231H29V230H28ZM30 232H31V228H30ZM33 232H34V231H33ZM33 232H32V233H33ZM40 232H41V231H40ZM40 232H38L39 235L41 234ZM45 232H46L45 230H44V232H42V236L45 234ZM166 232H168V231H166ZM170 232H171V231H170ZM172 232H174V231L172 230ZM183 232H184V231H183ZM23 233H24V232H23ZM43 233H44V234H43ZM157 233H158V235H157ZM185 233H187V231H186ZM185 233H184V234H185ZM168 234H171V233L168 232ZM16 235L19 237L18 234H16ZM32 235H33V234H32ZM39 235H38V234H35V232H34V237H35V239H36L37 236H39ZM153 235H154V234H153ZM181 235H182V234H181ZM45 236H47V233H46ZM157 236H159V238H158ZM164 236H165V235H164ZM166 236H167V234H166ZM166 236H165V237H166ZM171 236H172V235H171ZM184 236H185V235H184ZM182 237H183V236H182ZM42 238H43V237H41L40 239H42ZM44 238H45V241H46V242L44 241ZM44 238H43V241L40 240V239H38V238H37V239L41 241V244L44 242V243L42 244V246H44L46 249L41 248V250H38V253L35 252V254H39L40 251H41V252L46 251V253L43 252L44 255H43L42 257H44V256L46 255L47 258H48L47 251L51 249L52 251H49V252H50V253L53 252L52 254L57 253L56 256L58 255V257H59V254H58V253H59L60 251H59V249L57 250L58 247L56 248V246L54 245V244H55L54 241H52V240L49 238V236H48V238H47V237H44ZM155 238H156V239H155ZM217 238L220 239V238H222V237L220 236V237H217ZM46 239H47L48 241L51 240V241L53 242V243H52L53 245L50 244V247H48L49 245L46 247V246H45V245H47V244H45V243H47V240H46ZM40 241H39V242H40ZM51 241H49V242L51 243ZM36 242H37V244H38V241H36ZM49 242H48V244H49ZM55 242L58 244L57 241H55ZM144 242H145V243L147 242V243L149 244V241H144ZM144 242H143V243H144ZM145 243H144V244H145ZM150 243H151V242H150ZM41 244H40V245H39V244L36 245V247H37V246H40V247H41ZM44 244H45V245H44ZM57 244H56V245H57ZM144 244H143V245H144ZM89 245H90V244H89ZM149 245H150V244H149ZM8 247H9V246H8ZM8 247H7V248H8ZM26 247H27V245H26ZM92 247H93V248H92ZM92 247H91V245H90V249L92 248L93 251L95 250V254H96V255H99V253L102 251L101 248H100V246H98L97 244H96V246H95V243H94V244L92 243ZM142 247L144 248V246H142ZM142 247H141V249H142ZM5 248H6V247H5ZM5 248H4V249H5ZM38 248H39V247H38ZM49 248H50V249H49ZM42 249H44V250H42ZM47 249H48V250H47ZM10 250H11V248H10ZM10 250L8 249V251H6V252L9 253ZM91 251H92V250H91ZM13 252H14V251H13ZM13 252H11V254H12ZM97 252H98V253H97ZM8 253H7V254H8ZM61 253H62V252H60V254H61ZM93 253H94V252H93ZM125 253H126V252H125ZM14 254H15V256H14ZM14 254H12V256H14V257L16 258V257H17V256H16V253H14ZM9 255H10V253H9ZM120 255H121V254H120ZM126 255H127V254H126ZM34 256H35V255H34ZM34 256H33V257H34ZM36 256H38V255H36ZM38 257H39V256H38ZM119 257H121V258L124 257V254H123L122 256H118V258H119ZM15 258H13V259H15ZM19 258L21 259V258H24V257H19ZM19 258H16L15 261L12 260V262H11V260H10L11 258L9 257V258H8V259L10 260L9 263H10V262H11V264H28V263H29V262H28V263H27V262H26V263H25V262H21V261H23V259H22L21 261H19ZM25 258H26V257H25ZM45 258H46V257H45ZM47 258H46V259H47ZM59 258H61V257H59ZM124 258H126V256H125ZM127 258H128V257H127ZM42 259L44 260V258H42ZM42 259H41V260H42ZM0 260H1V257H0ZM17 260H18V261H17ZM24 260L26 261V259H24ZM27 260L30 261V260L28 259V257H27ZM43 260H42V262H41V261H38V262L35 261L36 263H35L34 261H31V262H32V264H34V263H35V264H37V263H38V264H40V263H44V264H45V263H48V262H45V261H43ZM47 260H48V259H47ZM58 260H59V259L55 260V261H54V262H55L54 264H58V263H57ZM121 260H124V259H121ZM48 261H49V263L51 264L50 260H48ZM51 261H52V259H51ZM31 262H30V263H31ZM58 262H61V260H59ZM52 264H53V263H52ZM60 264H62V262H61ZM63 264H65V261H64V260H63Z\"/></svg>",
    "mask_w": 264,
    "mask_h": 264
}]
</instances>
